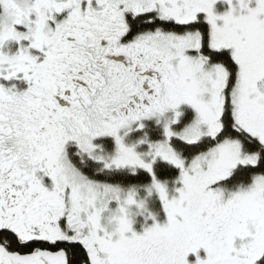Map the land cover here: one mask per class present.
Masks as SVG:
<instances>
[{"label":"snow or ice","instance_id":"1","mask_svg":"<svg viewBox=\"0 0 264 264\" xmlns=\"http://www.w3.org/2000/svg\"><path fill=\"white\" fill-rule=\"evenodd\" d=\"M0 264H264V0H0Z\"/></svg>","mask_w":264,"mask_h":264}]
</instances>
